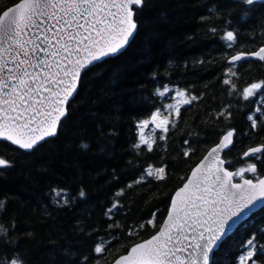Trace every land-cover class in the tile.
Here are the masks:
<instances>
[{"label": "trees", "instance_id": "trees-1", "mask_svg": "<svg viewBox=\"0 0 264 264\" xmlns=\"http://www.w3.org/2000/svg\"><path fill=\"white\" fill-rule=\"evenodd\" d=\"M17 2L0 0V13ZM233 10L239 13L240 6L229 5L227 0H147L133 41L121 55L85 74L54 138L30 154L0 142V158L12 165L0 169V201L6 204L0 225L8 226L6 239L12 242L4 247L5 238H0V259L18 255L25 264H82L87 258V264H111L126 248L154 234L148 227L130 239L127 230L157 209L162 221L171 194L182 186L181 178L229 128L236 129L235 146L223 156L232 162L229 170L257 163L264 175L258 161L242 159L247 148L264 143V127L247 131L246 116L255 104L238 100L236 94L229 96L220 83L225 52L232 55L264 46V4H256L250 18L239 23L237 44L227 50L220 37ZM238 21L240 16L234 15L233 28ZM213 27L219 29L215 35L209 32ZM238 74L241 90L248 83L264 81V62L249 61L238 68ZM153 75L161 86L169 83L200 99L182 107L178 126L166 141L156 137L149 152L143 145L133 148L138 142L135 123L150 117L155 107L171 102L152 95L157 86ZM225 105H231L229 120L216 115ZM186 138L195 149L189 158L182 154ZM149 164L167 165L166 178L137 183ZM81 188L84 198L78 196ZM54 189L70 193L67 205L56 200ZM121 190L122 195L116 197ZM113 200L123 208L112 222L123 227L109 231L104 212ZM261 227L264 208L225 241L216 257L218 264H235L242 244ZM113 237L107 251L97 256L95 244Z\"/></svg>", "mask_w": 264, "mask_h": 264}, {"label": "snow or ice", "instance_id": "snow-or-ice-1", "mask_svg": "<svg viewBox=\"0 0 264 264\" xmlns=\"http://www.w3.org/2000/svg\"><path fill=\"white\" fill-rule=\"evenodd\" d=\"M227 2L240 6L239 13L228 12L220 37L224 48L232 50L240 35L239 23L250 18L257 0ZM146 6L147 0H19L0 13V142H10L23 154H30L54 138L85 74L126 50L139 31V17ZM212 11L214 8L209 9L210 13ZM234 15L240 16L236 28L232 26ZM218 31L216 27L209 29L213 35ZM225 56L227 62L220 83L226 86L229 96L236 94L238 100L255 104L246 120L247 131L257 132L264 127V81L248 83L242 90L236 81L240 66L250 60L264 62V46L232 55L225 52ZM152 82L157 85L152 95L161 102H171L155 107L150 117L135 123L138 142L133 148L139 150L143 145L149 152L153 150L156 137L166 141L178 126L182 107L200 99L169 83L161 86L155 75ZM230 109L231 105H225L216 115L229 120ZM235 137L236 129L229 128L186 178H181L182 186L171 194L162 221L157 209L136 228L128 227L130 239L139 237L148 227L154 234L126 248L114 264H218L217 254L230 238L234 226L251 219L258 204L264 207V175L259 172L257 163H247L230 171L232 162L223 158L225 150L235 146ZM183 145L182 154L189 158L195 152L191 139H184ZM243 158L264 166V143L247 148L242 153ZM11 166L7 159L0 158V169ZM166 169L167 165L149 164L136 182L147 178L163 181ZM53 191L56 200L62 199L64 205L68 204L70 193L67 190ZM85 195L81 188L78 196L84 198ZM121 195L122 190L115 193L116 197ZM122 208L118 200H113L106 208L104 216L109 231L123 227L119 222H112ZM5 209V201H0V213ZM10 227L14 231L15 223ZM9 234L8 226L0 225L4 247L12 243L6 239ZM115 239L107 242L100 239L94 253L104 254ZM261 239H264V227L242 244L235 264H264ZM0 264L25 262L18 255H5ZM82 264H87V258Z\"/></svg>", "mask_w": 264, "mask_h": 264}, {"label": "water", "instance_id": "water-1", "mask_svg": "<svg viewBox=\"0 0 264 264\" xmlns=\"http://www.w3.org/2000/svg\"><path fill=\"white\" fill-rule=\"evenodd\" d=\"M17 3H18V2H17ZM257 4H264V0H257ZM10 7H11V6H10ZM6 9H7V8H6ZM6 9H5V10H6ZM2 12H3V11H2ZM2 12H1V13H2ZM132 41H133V39L131 40V42H132ZM131 42H130V43H131ZM129 45H130V44H129ZM129 45H128V46H129ZM128 46H127V48H128ZM127 48H126V49H127ZM257 50H258V49H257ZM109 59H110V58H109ZM250 61H256V60H250ZM258 62H259V61H258ZM75 96H76V95H75ZM74 98H75V97H74ZM74 98H73V99H74ZM73 99H71V101H72ZM67 112H68V106H67ZM63 120H64V119H63ZM59 126H60V125H59ZM50 139H52V138H50ZM48 140H49V139H48ZM4 143H7V144L10 145V142H4ZM11 146H13V145H11ZM13 147L16 148V146H13ZM212 147H213V146H212ZM230 149H231V148H230ZM230 149L225 150V153L228 152ZM207 151H208V150H207ZM207 151H206V152H207ZM206 152H205V154H206ZM225 153H224V154H225ZM205 154H204V155H205ZM224 154H223V156H224ZM204 155H203V156H204ZM203 156H202V158H203ZM202 158H201V159H202ZM201 159H200V160H201ZM200 160H199V161H200ZM199 161H198L197 163H199ZM197 163H196V164H197ZM196 164H195V165H196ZM195 165H194L193 167H195ZM193 167H192V168H193ZM190 171H191V170H190ZM190 171H189V173H190ZM189 173H188V174H189ZM263 208H264V207H261V205L258 204V205H257V210H255V214L258 213V212H259L260 210H262ZM255 214H254V215H255ZM246 221H248V220H246ZM246 221H244L243 223L239 224L238 226H234V230H233L232 234L230 235V237H231L232 235H234L235 232L238 230V228H239L241 225H243ZM147 239H148V238H147ZM111 264H114V261H113Z\"/></svg>", "mask_w": 264, "mask_h": 264}]
</instances>
